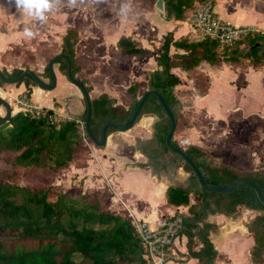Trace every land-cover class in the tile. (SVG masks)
Masks as SVG:
<instances>
[{
  "label": "trees",
  "instance_id": "trees-1",
  "mask_svg": "<svg viewBox=\"0 0 264 264\" xmlns=\"http://www.w3.org/2000/svg\"><path fill=\"white\" fill-rule=\"evenodd\" d=\"M206 1L164 0L163 18L190 19L196 7ZM148 36L150 38L151 34ZM76 42V31L68 29L59 52L70 57L72 73L90 91L92 85L88 83V77L76 75L81 70ZM109 45L113 48L112 54L116 56L109 55L108 60L111 62L150 53V48L142 46L130 34H121L115 43ZM96 46L88 43L85 48L91 52ZM171 46L182 51H171ZM13 49L9 48L5 53H16ZM158 50V67L149 71L148 85L158 90L169 104L176 118L175 131L190 126L191 120L182 112V102L173 91V87L181 83L182 79L171 69L176 66L183 70H194L202 61L212 65L226 63L231 66H261L264 64V32L252 28L231 42L220 43L217 38L206 35L191 37L190 33L174 38L173 33L168 31L163 35ZM47 62L43 71L46 78L49 77ZM57 63L59 71L66 75L67 60L59 58ZM24 69L31 68L14 66L7 70L2 67L4 74L10 78ZM203 75L204 86L200 88L202 93L209 83V77L201 71H195L198 78ZM5 83L0 77V86ZM20 83H24L23 91L26 95H30V86L36 85L30 74L15 84ZM137 87V82L128 84L121 100L106 92L90 96V127L97 138H101L102 126L107 121L120 125L128 123L138 102ZM81 100L84 106L79 117L57 116L53 107L42 105L10 111L8 117L0 123V161L3 162L0 165V264H147L132 217L127 210L111 205L112 192L106 186L89 188L79 182L65 187L61 183L31 185L17 182L22 171L27 170L29 173L41 169L60 172L75 162L84 163L89 144L98 146L92 142L84 128L86 103L83 95ZM144 113L158 115L154 123V137L162 153L171 156L174 164H182L190 172L189 186L169 185L166 188V202L175 206L187 204L191 191L198 193L204 201L191 215L179 212L174 214H180L183 218L182 232L188 237L189 254L201 263L212 264L217 250L208 235L215 225L204 220L201 225L197 224L205 209H208L210 198L216 204L224 203L228 212L241 205L262 212L264 205L255 191L247 186L225 191L203 190L191 166L166 146L165 136L170 120L155 95L150 94L146 98L136 121ZM113 131L117 130L112 126L107 128V134ZM171 142L181 146L173 135ZM181 147L194 159L208 182L252 180L264 194V171L242 175L227 165L211 164L206 159V151L196 144ZM249 228L255 235L253 259L262 263L264 213L255 216ZM194 235L202 242L198 250L191 247Z\"/></svg>",
  "mask_w": 264,
  "mask_h": 264
},
{
  "label": "crops",
  "instance_id": "crops-1",
  "mask_svg": "<svg viewBox=\"0 0 264 264\" xmlns=\"http://www.w3.org/2000/svg\"><path fill=\"white\" fill-rule=\"evenodd\" d=\"M213 7L221 17L236 25L248 26L264 32V0H214ZM158 11V14H155V25L152 26L153 30H155L154 33L149 28L142 27L141 25H136V27L133 28L131 22H128L129 24L126 23L129 21L128 18L125 19L123 31L119 32L117 30L118 26H116V32L113 33V35H115L112 40L113 43L116 42L121 34H130L136 38L142 46L150 48L149 55L128 58L129 66H127L128 69L126 73L129 77H127L128 79L125 87L130 83L137 82V97L149 88V71L158 67L156 56L159 51L158 47L163 41V35L170 31L173 33L174 38H178L187 33H190L191 37L195 36L188 26V24H190V19H164L162 11ZM164 20L168 22H166V26L160 29V33L158 34L157 27L160 25L161 21ZM31 23L34 22L30 21V19L23 14L18 13L14 7L8 4V0H0L1 68L5 66L2 57L5 51L11 48L12 44L33 42L32 40L24 39L22 36L23 27ZM174 23L179 24L175 26ZM54 26L56 27V24H54ZM47 30L51 31V29ZM67 31L68 30L65 29V32L61 33L59 36L61 44L63 43V37ZM149 33L151 34L150 38L148 36ZM174 50L182 51V49H175L174 46H171V51ZM131 63H136L138 66L134 67ZM211 65L212 64H210V66ZM232 67L238 68L239 75H231L226 80L222 81L215 74L208 72L210 68L204 61L197 65L193 72L189 71V73H187L188 70H183L175 66L171 70L180 76L182 81L173 87V91L177 93L179 88L188 84V75L190 73L192 74L190 80H193L195 71L198 70L203 72L209 77V83L205 91L196 96L194 100L195 107H197V109L204 108L205 111L203 114L208 116L211 120L222 119L225 121V124L230 121L232 125L235 126L234 129L237 128L244 119L245 121L241 123L240 126L249 129L248 137H240L238 142L241 143H236V141H234L235 144L228 145L229 138L228 135H226L225 142L227 143V150H223L224 153L214 156H211L212 152L208 147L213 145L216 139L208 140L201 138L196 132V127H192V123L188 127L175 130L173 132V137L183 147L191 143L202 147L206 151V159L213 165H227L242 175L249 172H263L264 166H254L252 169H248V167L245 166V168H242L240 171L226 163H221L217 159H224L223 157L228 156L226 153H229L232 148L239 150V146H236L238 144H243V146L252 144L253 146L259 141L261 137L260 132L264 130V64L261 65V68H259V66L256 67L246 64ZM5 68L9 70L7 66ZM245 72L251 73L252 78L249 74L246 77ZM242 73L244 77L240 82L239 77ZM116 77L113 79H116ZM56 78L57 85H55L54 88L55 92L50 91V94L43 93L39 85H31V100L34 102L37 100L40 102V105L53 107L55 113L59 112L63 114L69 111L71 114L79 117L83 110V106L80 103L82 94H76V91L79 93V88L76 86L77 89H74L69 86L66 75L62 73H57ZM68 82L70 81L68 80ZM235 85L237 89L239 88L241 90L239 94L235 90V93H229L232 98H225L226 95L219 93L216 94L214 102L206 103L203 101L214 94L217 87L230 91ZM24 87V83H10L0 86V97L4 98L9 103L12 112L23 108V106H17L14 100L19 93H22ZM69 92L74 95L73 98H70V104H67V106L54 105V102L59 101V95L63 93V95H65ZM103 92L106 91L101 90L94 96ZM36 93L38 98L35 99ZM60 102H62V100H60ZM64 109L65 112H62ZM5 113L6 107L0 103V116H3ZM157 119V114L144 113L133 126L127 130H117L108 133L104 145L95 146L89 144L88 154L84 158L85 162L79 163L76 167L78 173L77 177L83 187L100 188L106 186L112 192L111 205L113 207L127 210L132 218L146 220L150 226L156 225L160 219L176 212L191 215L192 211L197 209L200 203H204L200 195L194 191L190 192V200L187 204L175 206L166 202L165 191L169 185L186 187L191 184V181L189 178L190 172L186 170L182 164H174L172 157L162 153L158 147L154 137V123ZM189 128H194L193 132L185 134L184 131ZM184 134L185 136L187 135L186 138L181 139ZM257 135H259V137H257ZM262 144H264V142H262ZM259 147L253 149L251 153H248L250 162L256 163L258 159L263 157L261 155H264V152L261 154ZM247 156H245V158ZM119 198H121L124 203L120 202ZM261 213L262 212L258 209L243 205L237 206L235 210L228 212L224 207V203L216 204L213 202V199L210 198L209 207L205 209L202 217L197 221V224L201 225V222L204 220L214 223L215 225L210 229L208 235L217 250L212 264H264L263 253L262 263L260 260L253 259L252 249L255 245V235L254 231L249 228V223L255 216ZM187 241V234L182 232L181 229L173 239L171 244V258L167 260L166 264H209L201 263L196 257L189 254ZM201 245L202 242L194 235L191 239L192 249L198 250Z\"/></svg>",
  "mask_w": 264,
  "mask_h": 264
},
{
  "label": "rangeland",
  "instance_id": "rangeland-1",
  "mask_svg": "<svg viewBox=\"0 0 264 264\" xmlns=\"http://www.w3.org/2000/svg\"><path fill=\"white\" fill-rule=\"evenodd\" d=\"M124 3L130 5V10L127 17H122L119 11L121 4ZM158 10L159 9L155 6V0H81V3L76 8L65 7L62 11L51 14L48 22L45 25L37 26L39 35L32 40L33 42L12 44L11 48L13 47V50L16 53H14L13 51H9L3 55L2 61L5 64L4 67L7 66L10 70L14 66H27L39 73L42 79L47 80L46 76L43 75L44 65L51 56L59 52L61 46L59 36L61 35V33L65 32V29L68 30L72 28L77 32L78 36V41L75 45V49L77 53V60L81 66V70L77 72L76 75L80 77H88V83L93 87L92 90H90V96H94L101 90H105L107 93L114 95L118 100H121V96L124 93L126 81L128 79L127 77H129L128 74H126V71L128 69L127 66H129V59H123L122 61H117V59H114L112 62L108 60L109 55L116 57L114 54H112L113 48L109 45L113 43L112 40L115 36L113 35V33L116 32V26H118L117 30L119 32L123 31V26L125 25L126 18L129 19V21H127L126 23L131 22L133 28H135L136 25H141L142 27L149 28L154 33L155 30H153L152 26L155 25V14H158ZM166 22L168 21H161L160 25L157 27L158 34L160 33V29L166 26ZM54 24H56V27L54 26ZM177 24L179 23H174L175 26ZM190 24H188V26L191 30ZM47 29H51V31H48ZM191 32L196 36V32H194L193 30H191ZM88 43L91 44V46H93V44H96V49H93L91 52L87 51L85 45ZM204 63L207 64L210 68L208 72L215 74L222 81L226 80L231 75H239L238 68L229 66L227 64L223 63L221 65L210 66L208 62L204 61ZM131 64L134 67L138 66L136 63ZM259 68H261V66H259ZM101 69H105L106 71L102 73ZM55 72L56 74H61L58 69L57 62L55 63ZM190 72H193V70H190ZM187 73H189V71ZM245 73L246 77L249 74V76L252 78L251 73ZM116 76H119L120 78L118 77L116 79H113ZM188 77V84L184 85V87L182 88H179L176 95L182 102V112L185 113V115L189 116L191 123L193 124L192 127H196L197 129V134L201 138H205L208 140L216 139V142H213V145L208 147V149H210L212 152L211 156L220 155L224 153L223 150H227V143L225 142L226 135H228L229 138L228 145L235 144L234 141H236V143H241L238 142L240 137L247 138V135H249V129L240 126V124L245 121L244 119L242 120V122H240L239 126L234 129L235 126L232 125L230 121L225 124V121L222 119L211 120L208 116H205L203 114V112L205 111L204 108L197 109V107H195L194 100L196 96L201 93L200 88L201 86H204L205 76L203 75L199 78L195 76L193 80H190V78H192V74L190 73ZM243 77L244 75L242 73L239 77L240 82L243 80ZM67 83L72 88L77 89L76 86L68 82V79ZM8 84L10 83L7 82L4 85ZM30 87V95H26L25 91H23L22 93H19L14 100V103H16L17 106H23V108L20 109L42 106L37 100L36 102L31 100L30 97L32 93V86ZM39 88L43 90V93L46 94H50V91L55 92V87L52 89H46L39 86ZM23 90H25V87ZM234 90L239 94L241 89H237L236 85L230 91H227L224 88L221 89L220 87H217L216 92L208 97V99H205L203 101H205L206 103L214 102L216 94L219 93L226 95L225 98L228 97V99H230L232 98V96H230L229 93H233ZM63 94L58 96L59 101H57V104L59 106H67V104H70L71 102L70 98L74 97L73 93L70 92L66 93L65 95ZM76 94L79 95L81 93L80 91L79 93H77L76 91ZM36 98H38L37 93L35 99ZM60 100H62V102H60ZM80 103L82 106H84L81 97ZM62 112H65V109ZM56 115L69 116L73 114H71L69 111H66V113L63 114L57 112ZM193 129L194 128H189L184 132L185 134H189L193 132ZM201 132L204 136L201 134ZM263 132L264 130L260 132L261 137L259 141L254 144L255 146H252V144H247L245 146H243V144H238L236 146H239V150L232 148L229 153H226L228 154V156L223 157L224 159H217L221 163H226L240 171L242 168H245V166H247L248 169H252L254 166H264V155H261L263 157L258 159L256 163H253L249 161L250 156L248 154L251 153L253 149H257L259 146L261 154L262 152H264V144H262V142H264ZM185 134L182 135L181 139L186 138L187 135L185 136ZM257 137H259V135H257ZM245 156L247 157L245 158ZM78 164L79 162H75L71 164L69 168L60 172H48L41 169H36L34 170V172L29 173H27V170L22 171L17 178V182L28 183L31 185L61 183L63 186L67 187L71 183L77 184L80 182L77 177L78 173L76 170ZM0 165H3L2 161H0ZM262 253L264 254L263 249Z\"/></svg>",
  "mask_w": 264,
  "mask_h": 264
},
{
  "label": "water",
  "instance_id": "water-1",
  "mask_svg": "<svg viewBox=\"0 0 264 264\" xmlns=\"http://www.w3.org/2000/svg\"><path fill=\"white\" fill-rule=\"evenodd\" d=\"M155 6L160 11H163L164 10V0H155ZM59 58H65L67 60L66 77L71 83H73L75 86H77L79 88V90L81 91V94L84 96L85 103H86V114H85V119L83 122L84 128H85L89 138L92 140V142L94 144H96L98 146H102L105 144L106 139H107V128L109 126H112L116 130H127L128 128L133 126V124L136 122L137 115L139 114L140 109H141L144 101L146 100V98L150 94H153L157 97L158 101L161 103V105L165 111V114L168 116V118L170 120V126H169V129H168L166 136H165L166 146L170 150H172L175 155L178 154L185 162H187L191 166L192 171L196 175V178L198 179L202 189L203 190L212 189V190H216V191H225V190H230V189L241 187V186H247V187L252 188L255 191L256 196L258 197L260 202L264 205V194H263L261 188L259 187V185L252 180H238V181L229 182V183H211V182H208L206 180L205 176L203 175V172L201 171V169L197 165V163L194 161V159L191 156H189L181 146L174 145L171 142L172 135H173L174 129L176 127V118H175L169 104L166 102L165 98L163 97V95L158 90H156L154 88H147L140 96H138V102H137L127 124L120 125V124L112 122V121L105 122L102 126V129H101V138L99 139L95 136V134L93 133V131L91 130V127H90V118H91V113H92L90 93L87 90L85 84L80 82L77 79V77L72 73V71H71V59L67 54H65L63 52H59V53L53 55L48 60L47 68H48V72H49V77L47 78V80L42 79L40 74L37 73L36 71L32 70V69H24L17 76L10 78L4 74L1 67H0V77L3 80H5L6 82L16 83V82L20 81L26 74H30L32 76L33 80L35 81L36 85H39V86L46 88V89H52L56 85L57 78H56V72H55V63L57 62V60ZM0 103H2L6 107V113L0 118V123H1L8 117V115L11 111V108L9 106V103L2 97H0ZM262 213H264V211H262Z\"/></svg>",
  "mask_w": 264,
  "mask_h": 264
},
{
  "label": "built area",
  "instance_id": "built-area-1",
  "mask_svg": "<svg viewBox=\"0 0 264 264\" xmlns=\"http://www.w3.org/2000/svg\"><path fill=\"white\" fill-rule=\"evenodd\" d=\"M190 22L191 30L196 32L195 37L206 35L217 38L220 43L231 42L252 29L248 26L236 25L221 17L214 10L213 0L199 4L191 13ZM119 201L124 203L121 198ZM132 221L140 236L147 264H166L171 258L173 239L183 228L182 216L169 215L160 219L154 226H150L146 220L140 218H132Z\"/></svg>",
  "mask_w": 264,
  "mask_h": 264
},
{
  "label": "clouds",
  "instance_id": "clouds-1",
  "mask_svg": "<svg viewBox=\"0 0 264 264\" xmlns=\"http://www.w3.org/2000/svg\"><path fill=\"white\" fill-rule=\"evenodd\" d=\"M81 0H8V4L14 7L18 13L28 17L34 22L23 27L24 39L33 40L39 35L38 27L45 25L51 14L62 11L65 7L76 8ZM130 5L121 4L120 14L127 17Z\"/></svg>",
  "mask_w": 264,
  "mask_h": 264
}]
</instances>
